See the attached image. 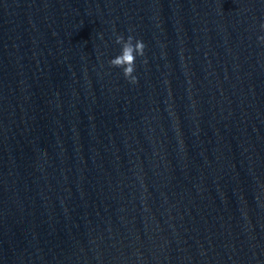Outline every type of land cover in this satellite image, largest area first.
<instances>
[{"label":"water","instance_id":"95a60500","mask_svg":"<svg viewBox=\"0 0 264 264\" xmlns=\"http://www.w3.org/2000/svg\"><path fill=\"white\" fill-rule=\"evenodd\" d=\"M261 24L264 0H0V264H264Z\"/></svg>","mask_w":264,"mask_h":264},{"label":"clouds","instance_id":"9594fccd","mask_svg":"<svg viewBox=\"0 0 264 264\" xmlns=\"http://www.w3.org/2000/svg\"><path fill=\"white\" fill-rule=\"evenodd\" d=\"M261 30H264V24L260 25ZM258 40L264 43V35L258 37ZM134 37L129 35L125 39L122 35L116 37V43L122 45L121 53L109 61L113 68H121L123 76L131 84H136L138 78L134 75L136 70L137 56L143 57L145 54V43L142 40H135ZM147 61H145L146 63Z\"/></svg>","mask_w":264,"mask_h":264}]
</instances>
